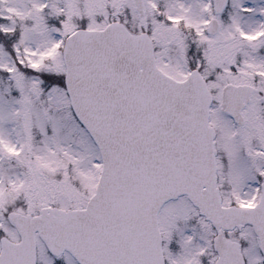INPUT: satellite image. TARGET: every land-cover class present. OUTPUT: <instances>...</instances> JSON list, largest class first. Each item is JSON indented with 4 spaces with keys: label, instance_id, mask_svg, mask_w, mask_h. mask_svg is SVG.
<instances>
[{
    "label": "snow or ice",
    "instance_id": "6c2138e0",
    "mask_svg": "<svg viewBox=\"0 0 264 264\" xmlns=\"http://www.w3.org/2000/svg\"><path fill=\"white\" fill-rule=\"evenodd\" d=\"M0 264H264V0H0Z\"/></svg>",
    "mask_w": 264,
    "mask_h": 264
}]
</instances>
